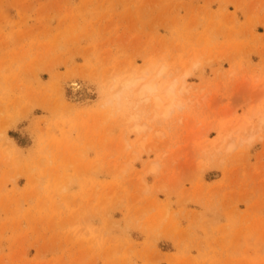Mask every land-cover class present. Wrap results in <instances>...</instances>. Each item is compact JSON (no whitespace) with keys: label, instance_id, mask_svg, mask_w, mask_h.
<instances>
[{"label":"rangeland","instance_id":"374dc122","mask_svg":"<svg viewBox=\"0 0 264 264\" xmlns=\"http://www.w3.org/2000/svg\"><path fill=\"white\" fill-rule=\"evenodd\" d=\"M263 103L264 0H0V264H264V137L208 153Z\"/></svg>","mask_w":264,"mask_h":264},{"label":"bare ground","instance_id":"6f19581e","mask_svg":"<svg viewBox=\"0 0 264 264\" xmlns=\"http://www.w3.org/2000/svg\"><path fill=\"white\" fill-rule=\"evenodd\" d=\"M148 69H150L151 71V68ZM143 72L147 73V68L144 69ZM164 72H165V68L162 67L157 70L156 74L162 76ZM188 74H189L188 71H185L183 73L181 79L182 83L184 82L185 77ZM156 77H151L147 80H143L144 77L141 76H129L118 80V84L125 82L128 83L129 86L123 91L132 90L134 92V97L138 100V104L144 103L145 105H147L146 111L139 110L135 113H131L125 119V122L130 124L129 131L131 133L141 134L146 131L147 129L146 124L141 122L144 113L151 112L154 115H159L158 111H160V115L166 116L171 112V110L175 105H178L177 102L179 101L177 100V92L175 91L176 83L171 81L167 82L166 85L162 86L161 91H159L160 87L156 82ZM183 85L184 83L182 84L181 88H183ZM71 86L77 88L78 85L76 83H73ZM262 106L263 107L261 111L257 110V108H253L249 110L250 112L248 113V116L246 113H244V115L246 114V116L241 120V122H238V124L234 128H226V126L222 127L221 129L216 128L217 130L216 133L219 134L216 137L218 141L215 140L216 142H214V145L212 143V145L209 146L211 150H209L208 148V153L210 154V158L211 157L213 158L214 155L217 156L222 155L221 157H223L228 155L238 146L253 145L256 141H261L264 137L261 134V132L264 133V103ZM253 117L257 118L258 125H256L251 121L252 120L251 118ZM239 133L242 134L241 135L242 137H240V139H235V134H239ZM204 152L207 151L204 150ZM149 170L153 171L154 169L150 167ZM215 188L216 187H214V190Z\"/></svg>","mask_w":264,"mask_h":264},{"label":"clouds","instance_id":"9594fccd","mask_svg":"<svg viewBox=\"0 0 264 264\" xmlns=\"http://www.w3.org/2000/svg\"><path fill=\"white\" fill-rule=\"evenodd\" d=\"M128 83L125 82V83H120V84H116L115 87H114V92H113V98L114 99H119L121 94H122V91L124 89H126L128 87Z\"/></svg>","mask_w":264,"mask_h":264}]
</instances>
